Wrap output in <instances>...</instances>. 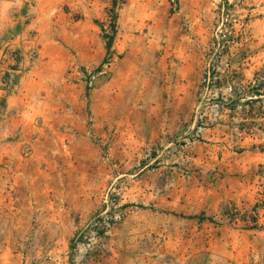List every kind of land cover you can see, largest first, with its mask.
<instances>
[{"label":"rangeland","instance_id":"374dc122","mask_svg":"<svg viewBox=\"0 0 264 264\" xmlns=\"http://www.w3.org/2000/svg\"><path fill=\"white\" fill-rule=\"evenodd\" d=\"M33 68L88 134L0 151V264H264V0H0V131Z\"/></svg>","mask_w":264,"mask_h":264},{"label":"crops","instance_id":"0c3cea01","mask_svg":"<svg viewBox=\"0 0 264 264\" xmlns=\"http://www.w3.org/2000/svg\"><path fill=\"white\" fill-rule=\"evenodd\" d=\"M39 69L33 68L24 74L19 83L15 84L12 92L5 95L6 118L1 123L4 128H2L3 131H0V151L3 150L2 154L7 161L10 160L9 158L12 155H18L22 152L25 139H34L35 135L37 138L33 140L35 145L34 155L37 156L41 153L42 145L46 143L49 155L62 153L63 151L59 145L63 140L68 145L65 138H71L68 141H73L76 145L81 138H85L88 134L84 101L81 99L83 85L81 83L73 85L71 80L59 75L54 78L60 83L59 94H55L56 99L54 101H49L46 92L49 76ZM37 88H40V95H43L41 90H45L39 106L35 102ZM70 88L76 90L73 96L69 97V101L79 102L77 114L72 112V107H65L64 105V91ZM2 96H4V91L0 89V98ZM69 130H72V132L70 133ZM37 131H39V134ZM13 136H16V138L10 139Z\"/></svg>","mask_w":264,"mask_h":264},{"label":"trees","instance_id":"16d2710c","mask_svg":"<svg viewBox=\"0 0 264 264\" xmlns=\"http://www.w3.org/2000/svg\"><path fill=\"white\" fill-rule=\"evenodd\" d=\"M117 3H118V0H113V4L114 5H117ZM116 18V17H115ZM116 22V21H115ZM113 28H114V30H115V28H116V24H113ZM115 32V31H114ZM113 40H114V34H112V35H110V37H109V40H108V42H107V47L110 49L111 47H112V45H113ZM13 69H17L16 67H13ZM256 226V225H255Z\"/></svg>","mask_w":264,"mask_h":264},{"label":"built area","instance_id":"2783aa9c","mask_svg":"<svg viewBox=\"0 0 264 264\" xmlns=\"http://www.w3.org/2000/svg\"><path fill=\"white\" fill-rule=\"evenodd\" d=\"M27 153H30L32 151L31 147L26 148Z\"/></svg>","mask_w":264,"mask_h":264}]
</instances>
